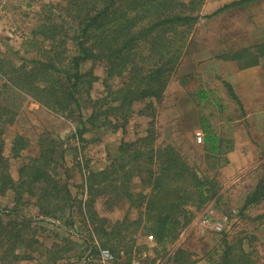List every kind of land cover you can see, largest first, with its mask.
I'll return each instance as SVG.
<instances>
[{
  "label": "trees",
  "instance_id": "1",
  "mask_svg": "<svg viewBox=\"0 0 264 264\" xmlns=\"http://www.w3.org/2000/svg\"><path fill=\"white\" fill-rule=\"evenodd\" d=\"M244 1L234 0L207 16ZM204 3L205 0H65L53 5L59 13L45 11L26 39L25 50L34 52L32 57L24 58L19 65L0 58V78L4 79L1 96L18 89L67 117L88 108V116H79L80 136L90 126L111 124V117L126 121L136 102L146 101L139 112L152 117L145 135L123 141L105 166L88 169L77 184L87 197L76 204L63 150L55 137H40L38 154L27 156L17 176H12L9 157L4 154V133L8 125L15 123L17 111L0 101V196L9 194L13 203L10 208H0V264L34 261L37 256L35 264H73L72 255L67 254L73 249L68 237L63 243L43 248L40 236L46 227L44 221H35L23 213L29 206L36 208L38 215L57 218L66 226H73L78 206L81 218L92 224L101 246L114 250L126 248L128 238L130 244H136L139 233L144 237L152 235L160 244L174 243L193 219L194 208H201L212 197L208 181L199 175L196 165L188 161L178 144L159 143L154 127L156 103L162 100L181 61ZM249 50L242 47L223 56L236 61L239 69L260 64L263 49L242 63ZM90 60L105 66V89L97 98L91 95V89L98 76L90 69H82V64ZM226 85L231 88L229 83ZM208 96L207 91H199L201 101ZM233 96L236 97L234 93ZM202 129V150L214 156L209 158L220 160L235 147L233 139L225 144V138L207 121H203ZM28 146L25 136L15 135L11 156L21 157ZM98 197L105 198L108 209L126 205L123 218L113 222L101 216L96 208ZM263 199L264 175L247 195L244 207ZM132 210L137 212L135 217L131 216ZM93 240L92 233L86 239V250L91 249L87 263L98 253ZM82 255L77 256L78 260ZM190 255V251L178 247L165 264H191L194 260ZM206 255L211 264H254L252 252L243 247L241 238L235 243L224 236L220 250Z\"/></svg>",
  "mask_w": 264,
  "mask_h": 264
},
{
  "label": "rangeland",
  "instance_id": "2",
  "mask_svg": "<svg viewBox=\"0 0 264 264\" xmlns=\"http://www.w3.org/2000/svg\"><path fill=\"white\" fill-rule=\"evenodd\" d=\"M232 1L205 0L201 18L188 36L181 61L164 90L162 100L155 107L157 141L178 144L188 161L196 165L199 175L207 179L212 197L201 208H194L193 219L181 230L174 243L160 244L154 237L149 239L139 233L136 235V244H130L128 238L125 241L126 248H110L117 256H120L121 251L125 252L122 264H133L135 261L140 264H165L178 247L192 253L190 258L194 261L191 264H211L206 253L218 252L224 236L235 243L241 238L243 247L252 252L254 264H264V199L244 207L247 195L264 175V62L239 69L236 61L223 56L224 53H234L242 47L253 45L248 57H242V63L245 64L246 58L264 50V0H245L212 17L207 16ZM64 2L0 0V58L19 65L24 58L32 57L34 52L25 50L28 47L26 39L40 23L39 19L45 15V11L57 14L59 12L53 5ZM69 46L73 47L71 42ZM82 69H90L98 76L91 95L100 97L105 89L104 64L90 60L82 64ZM0 76L3 77L1 73ZM3 80L0 78V94ZM201 90L208 92V99L200 100ZM0 101L17 111L15 123L8 125L4 133V154L9 157L12 176H17V169L27 156L38 154L40 137H55L63 150L70 188L77 198L76 204L87 197L77 184L88 169L105 166L123 141L145 135L148 122L152 119L140 114L139 111L146 105V101H140L134 103V111L127 122L123 118L111 117V124L90 126L80 136L79 116L84 119L90 113L86 107L82 108L81 114L75 112L73 116L67 117L51 111L18 89L2 95ZM203 121H207L215 132L225 138V144L229 139L234 140L235 147L222 155L220 160L205 155L201 144L203 141L198 142L196 139L197 131H201L204 136ZM17 134L25 136L29 146L22 151L21 157L14 158L10 149ZM12 204L9 194L0 196L1 209L10 208ZM96 208L101 216L114 222L123 218L127 206L108 209L105 198L98 197ZM77 209L78 206H75L73 226H66L57 218L38 215L33 206L26 208L23 213L35 221L45 222L43 226L46 229L40 236L43 248L61 243L68 237L73 249L67 254L72 255L70 259L73 264H100L99 250L96 256L89 258L88 263V257L84 261L89 251L86 250V239L90 234L93 233L92 243L102 244L94 234L92 224L84 222ZM132 211L131 216L135 217L137 212ZM130 246L132 250L127 249ZM80 253L83 255L78 260ZM37 257L34 261L21 260L19 263L35 264L39 261Z\"/></svg>",
  "mask_w": 264,
  "mask_h": 264
},
{
  "label": "built area",
  "instance_id": "3",
  "mask_svg": "<svg viewBox=\"0 0 264 264\" xmlns=\"http://www.w3.org/2000/svg\"><path fill=\"white\" fill-rule=\"evenodd\" d=\"M196 139L198 142L203 141V134L201 131L196 132ZM148 238L152 239L153 236L149 235ZM96 245L98 246V250H99L98 254H99V263L100 264H122L121 259L125 255L124 251H121L120 256H117L109 247H104V246L98 245V243H96ZM133 264H140V262L135 261V262H133Z\"/></svg>",
  "mask_w": 264,
  "mask_h": 264
},
{
  "label": "crops",
  "instance_id": "4",
  "mask_svg": "<svg viewBox=\"0 0 264 264\" xmlns=\"http://www.w3.org/2000/svg\"><path fill=\"white\" fill-rule=\"evenodd\" d=\"M247 47L252 48L253 45H247ZM263 62H264L263 59H261V60H260V64H263ZM260 64H257V65H260ZM257 65H256V66H257Z\"/></svg>",
  "mask_w": 264,
  "mask_h": 264
},
{
  "label": "water",
  "instance_id": "5",
  "mask_svg": "<svg viewBox=\"0 0 264 264\" xmlns=\"http://www.w3.org/2000/svg\"><path fill=\"white\" fill-rule=\"evenodd\" d=\"M46 219V218H45ZM90 252H91V249H89V251L86 253V255L84 256V261H85V259L88 257V255L90 254Z\"/></svg>",
  "mask_w": 264,
  "mask_h": 264
}]
</instances>
